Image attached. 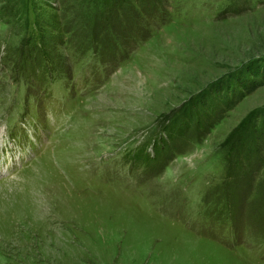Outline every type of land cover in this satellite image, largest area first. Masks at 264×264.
Instances as JSON below:
<instances>
[{
  "label": "rangeland",
  "instance_id": "1",
  "mask_svg": "<svg viewBox=\"0 0 264 264\" xmlns=\"http://www.w3.org/2000/svg\"><path fill=\"white\" fill-rule=\"evenodd\" d=\"M0 147V264H264V0H0Z\"/></svg>",
  "mask_w": 264,
  "mask_h": 264
},
{
  "label": "bare ground",
  "instance_id": "2",
  "mask_svg": "<svg viewBox=\"0 0 264 264\" xmlns=\"http://www.w3.org/2000/svg\"><path fill=\"white\" fill-rule=\"evenodd\" d=\"M8 157H9V156H7V155L4 154V155L2 156V159L5 160V159H7Z\"/></svg>",
  "mask_w": 264,
  "mask_h": 264
}]
</instances>
